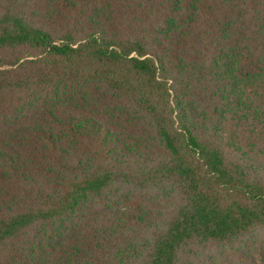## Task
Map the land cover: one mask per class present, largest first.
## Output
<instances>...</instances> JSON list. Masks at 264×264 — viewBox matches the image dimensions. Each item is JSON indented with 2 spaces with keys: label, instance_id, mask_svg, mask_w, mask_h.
<instances>
[{
  "label": "trees",
  "instance_id": "obj_1",
  "mask_svg": "<svg viewBox=\"0 0 264 264\" xmlns=\"http://www.w3.org/2000/svg\"><path fill=\"white\" fill-rule=\"evenodd\" d=\"M0 264H264V0H0Z\"/></svg>",
  "mask_w": 264,
  "mask_h": 264
}]
</instances>
